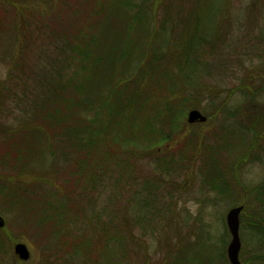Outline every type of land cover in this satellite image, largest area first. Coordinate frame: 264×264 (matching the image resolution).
I'll return each mask as SVG.
<instances>
[{"label":"rangeland","instance_id":"rangeland-1","mask_svg":"<svg viewBox=\"0 0 264 264\" xmlns=\"http://www.w3.org/2000/svg\"><path fill=\"white\" fill-rule=\"evenodd\" d=\"M138 11L164 34L158 39L148 34L141 41L144 48L149 47L148 39L151 45L153 38L155 44L169 41V54L187 53L189 58L181 72L174 66L176 76L168 77L170 85H175H159L157 78L140 86L141 94L149 95L150 105L162 107L150 117L163 113L155 127L170 134V141L148 151L144 141L130 144L134 177L118 182L115 167L110 166L111 171L95 181L100 185L96 191L83 190L84 180L72 176L77 155L68 163L57 155V177L42 176L41 166L49 165L47 138L53 140L50 136L54 135L45 123L49 115H62L66 109L68 121L81 117V124L95 116L105 100H111L110 107L121 104L123 110L130 101L138 85L115 87L122 62L112 64V58L98 62V58L106 57V45L113 38L122 40L121 30ZM52 32L66 35L87 59L72 51L65 54V45L61 48L64 57L58 56L62 55L58 44L49 41ZM186 46L191 47L189 51ZM52 63L56 70L48 72ZM39 78L42 83L38 85ZM87 82L93 85L92 91L79 87ZM42 84L48 89L62 87L66 104L80 96L79 107H73L80 111H67L70 108L55 100L57 94L45 107L43 113L48 115L43 116L36 99L37 92L42 95L38 87ZM262 86L264 0H0V216L7 232L28 244L32 260L47 264H229L231 236L225 218L231 209L243 207L239 261L264 264L258 259L264 255V239L250 227L252 218H264V124L253 125L240 114L244 109L248 114L254 105L246 107V93L257 92L255 101L262 110L257 116L264 123ZM87 104L93 113H84ZM132 111L145 117L149 126V112L137 104ZM191 111H198L207 121L189 125ZM173 116L176 125L170 122ZM97 117L108 118L104 110ZM124 117L122 129L128 125ZM128 127L133 133L137 130ZM242 127L257 131L254 144ZM238 132L245 134L243 139ZM35 134L42 145L37 144ZM63 134L62 128L55 132L56 140L62 142ZM126 137L129 140V134ZM16 146L22 147L28 163L33 160L32 169L27 165V182L18 178ZM36 179L39 183L47 180L53 190L65 187L69 200L60 228L56 222L38 221L40 214L31 202L42 199L45 191L38 195L21 186ZM6 190L10 191L7 195ZM98 224L103 227L99 229ZM0 237V264H13L9 234ZM87 242L90 248L84 249Z\"/></svg>","mask_w":264,"mask_h":264},{"label":"trees","instance_id":"trees-1","mask_svg":"<svg viewBox=\"0 0 264 264\" xmlns=\"http://www.w3.org/2000/svg\"><path fill=\"white\" fill-rule=\"evenodd\" d=\"M123 6H125V9L128 12H131V9L129 8V5L127 3H123ZM141 11L136 12L135 14L131 15L130 21L127 22V26L124 25L125 29L123 32L121 30V33H123V38L122 40H118L117 38H113L112 41H110L106 47H107V54L106 57L102 56V51L103 48L98 50V62L105 60L108 61L109 58H112V64H121L120 71L121 73L118 75L121 79L116 83L117 86L116 88L122 87L123 85H138L137 88L132 89V96H129L131 99L127 103V106L123 110L121 104H116L112 105V110H111V100H105L101 105L98 107V112L96 113L95 111V116H92L89 120L85 121L80 124L81 122V117L79 119H76V121H68V117H65L64 115L66 114V109L63 110V114L61 115L58 113L55 115L53 112L52 115L48 116V119L46 118L45 123L47 124L48 127H50L54 133V135L50 136L52 137L53 140H49L47 138V156L49 157V165L48 167H43L41 166V171H42V176L50 179V177H57L58 175V169L55 167V165L58 164V156H61V160L64 163H68L67 160L72 157V156H78L77 161L73 164V174L76 179L78 180L83 179V190H87L88 188H91L92 190L94 189L95 191L99 188V184H96L95 181L99 179V177L104 176L107 171H111L109 168L110 166L115 167V170L113 171L114 174H118V182L126 179H131L134 176L130 174L131 170L130 168L132 167L131 164H133V160L135 159V155L131 154V151L128 149L130 144H135L144 141L147 151L151 150L152 148L159 147L166 142L170 141V134H165L162 130L158 129L156 124L158 123V119L162 117L163 113H157V115L152 119L150 117L151 114L155 115L153 112H155V109L158 110V108L162 107L157 106V105H150L149 103V95L147 94H141L140 92V86H142L144 83H146L148 80L149 81H156L158 78L157 84L159 85H165V86H171L175 85V83H171L168 81V77L172 74L176 76L174 70V66H176L177 70L179 72L182 71V68L184 67L185 64H188L187 61H189V58L187 56V53H177L174 52L173 54L168 53V46L170 45L169 41H164L162 40V44L156 43L153 38L154 45L152 44V40L148 39L149 47L144 48L142 46L141 41L145 40V37H147L148 34L154 35L155 39H158L159 35H163L160 30L157 28H154L149 25L147 21V16L146 14L141 15ZM153 17V16H152ZM155 18V17H154ZM126 23V22H125ZM121 28V29H122ZM152 28V29H151ZM135 30V31H134ZM159 33V34H158ZM195 33H198L197 30H195ZM49 41L51 44H58L59 49L58 51L60 52L58 56L64 57L63 52L61 51V48L65 45V49H63L64 53L67 54L69 51L75 52L76 55L82 58H86L85 56H82V52L79 50H76L73 46L70 45L69 41L66 39V35L64 34H59L58 32H52L49 34ZM150 37V36H149ZM148 37V38H149ZM186 50L190 49V46H186ZM98 48H100V45H98ZM109 48V50H108ZM141 48H144V51H141ZM189 51V50H188ZM87 55V53H86ZM148 55V56H147ZM49 57V56H48ZM140 57L138 63L133 66L136 62L137 59ZM135 58V61H133ZM47 58H45L46 60ZM51 61V60H50ZM49 62V60L47 61ZM51 67V70H50ZM83 69L86 68L85 65L82 66ZM53 70H56L53 66L49 65L48 66V72H52ZM118 70V68H117ZM147 72V74H145ZM126 77H124V75ZM133 75V78L130 79V76ZM155 77V78H154ZM84 81V80H83ZM146 81V82H145ZM167 81L166 83L162 82ZM38 85L39 83H42L40 78L37 81ZM88 85L86 86H79L81 90L83 88L88 89V91H92L93 85L91 83H86ZM158 85V86H159ZM40 90H42V95L39 96L40 94L37 92L36 93V99L37 101L39 100L42 109V114H44L45 107L47 108V104L52 98L57 97V94H60L58 102L63 103V105L70 108V110L67 111H78L77 109H73L76 107H79L80 99L81 97L76 95L75 98L73 99V104L72 103H64L66 99L64 98V93L65 90L62 87H56V86H38ZM264 87V86H262ZM77 93L79 92V89L73 88ZM256 90V89H255ZM257 91V90H256ZM44 92V93H43ZM81 92V91H80ZM111 93H114V91H110ZM123 92V91H121ZM82 94V93H81ZM247 96H245V100L247 101V106L254 103V107L250 105L249 107V112L248 114H245V109L240 112V114H243L244 116L246 115V119L250 120L253 125H263L259 119V116L262 114L261 110V105L256 103V95L257 92H252L246 93ZM93 98V97H91ZM144 99V101H141ZM53 102V100H51ZM119 102V101H118ZM75 103V104H74ZM138 105V107L141 108V111H147L149 112L147 115L148 119V124L149 126L146 125V122L144 120L145 117L140 118L138 115H136V111H132L135 105ZM52 106H55V104H52ZM264 106V103L262 104ZM245 107V108H246ZM252 108V109H251ZM138 109V108H137ZM136 109V110H137ZM169 109V108H168ZM84 113H93L94 109L90 104H87L82 108ZM99 110H104L105 111V116L107 115V119H99L97 116L99 114ZM80 111V110H79ZM78 111V112H79ZM171 110H169L170 112ZM127 112H134V116H127ZM41 114V115H42ZM45 114H47L45 112ZM45 114L43 116H45ZM171 114V113H169ZM259 114V116H257ZM48 115V114H47ZM253 115H256L253 116ZM124 118H126L125 122L129 126H131L134 129H137L135 133H133L132 130H129L128 125H125V127L122 129V123L121 121ZM172 116V114H171ZM40 117V116H39ZM121 117V119H119ZM115 119V120H114ZM241 119H244L243 116L241 115ZM144 120V122H143ZM174 120V122H172ZM172 125H176L175 122L176 118L173 116L170 120ZM70 123V124H69ZM135 124V125H134ZM60 128L63 129L64 134L63 136V141H59L58 139L56 140L55 138V132L59 131ZM244 131H247V138L251 139L252 144H254L258 137V133L256 130L250 131L248 127H242ZM40 132V131H38ZM129 134V140H125L124 138H127L126 135ZM241 139L244 138V133L238 132L237 133ZM36 135V142L39 144L41 141L39 140L40 137L38 134ZM61 136V137H62ZM44 141V140H43ZM59 141V142H58ZM43 143L41 142L39 145H42ZM45 144V141H44ZM113 146V147H112ZM250 146V145H249ZM17 147V153L15 155V159L17 161V172L19 174L20 180L22 182H27L28 179V174L30 170H27V167L30 166V163L33 162L32 159L26 161V157L24 158V151L22 147L16 146ZM112 147V148H111ZM149 148V149H148ZM254 148L248 150L245 152L242 157L247 154L248 152H253ZM39 156V155H38ZM37 160V158H35ZM73 162V161H71ZM16 164V163H15ZM26 165V167L24 166ZM28 165V166H27ZM234 166V170L238 166ZM32 169V168H31ZM33 171V174L38 173ZM39 179H36V182H29V183H22V187L29 188L31 189L34 193L40 195V192H44V195L40 196L42 199L40 200H35L34 202H31L32 204H36L37 206V213L40 214V217L38 221L40 222H56L57 227H61L63 221H65V216H64V209L67 207L68 203V198L64 195L65 194V187H60L56 188L53 190V185L50 184L47 180H44L45 182L39 183ZM117 182V183H118ZM21 184V183H20ZM42 185V186H41ZM48 186L47 190H42V188H46ZM8 189V188H7ZM23 189V188H22ZM24 191V190H22ZM10 191H8L9 193ZM7 190L5 194L7 195ZM58 194H62V196H57ZM78 197L80 196L81 193H78ZM52 195V196H51ZM55 199L54 200V198ZM37 202H41V205L39 206ZM30 203V202H29ZM39 206V208H38ZM55 215V216H54ZM54 216V217H53ZM53 218H56L54 220ZM101 220V219H99ZM98 221V220H96ZM250 227L253 228L256 234L260 236L261 239H264V218L263 217H254L252 220H250ZM71 224V223H70ZM100 225L101 229L103 226L102 224ZM95 233V232H94ZM10 234V233H9ZM11 235V234H10ZM90 248V243H85L84 249ZM259 261H264V255L259 256ZM66 263V262H65Z\"/></svg>","mask_w":264,"mask_h":264},{"label":"water","instance_id":"water-1","mask_svg":"<svg viewBox=\"0 0 264 264\" xmlns=\"http://www.w3.org/2000/svg\"><path fill=\"white\" fill-rule=\"evenodd\" d=\"M206 121L198 111H191L188 114L187 122L189 124L204 123ZM243 210L242 207H238L229 211L226 216V224L228 231L231 235V242L227 248V258L229 264H241L238 259L241 244L239 240V215ZM4 226V220L0 217V228ZM15 254L20 259L26 260L28 258L27 251L24 246L18 245L15 247Z\"/></svg>","mask_w":264,"mask_h":264},{"label":"flooded vegetation","instance_id":"flooded-vegetation-1","mask_svg":"<svg viewBox=\"0 0 264 264\" xmlns=\"http://www.w3.org/2000/svg\"><path fill=\"white\" fill-rule=\"evenodd\" d=\"M0 238H2V237H0ZM12 239L14 240L15 239V242H14V244L12 245V247H14L16 244H18V243H20L18 240L16 241V238H14V236H12ZM22 244V243H21ZM26 245V244H25ZM28 248V247H27ZM13 253V252H12ZM29 258H28V260H26V261H23V260H20L14 253H13V256H14V258H13V260H12V262H13V264H47V262L45 261L44 263H42L43 261H41V260H32V252H31V250H29Z\"/></svg>","mask_w":264,"mask_h":264}]
</instances>
